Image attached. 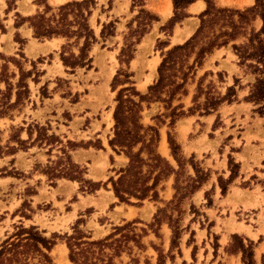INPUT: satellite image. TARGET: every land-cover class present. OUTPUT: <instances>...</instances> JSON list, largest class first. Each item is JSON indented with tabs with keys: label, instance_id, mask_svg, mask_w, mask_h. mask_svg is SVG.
<instances>
[{
	"label": "rangeland",
	"instance_id": "rangeland-1",
	"mask_svg": "<svg viewBox=\"0 0 264 264\" xmlns=\"http://www.w3.org/2000/svg\"><path fill=\"white\" fill-rule=\"evenodd\" d=\"M48 1L50 6L56 7V0ZM95 1L97 5L90 18V25L95 31L98 43L92 47L90 52V56L93 59L92 68L89 70L79 68L71 74L64 68V73H61V76H57L54 71V61L56 62V58L59 57L61 47V45L59 47L56 45L57 39L37 40L38 43H44L47 46V50L57 48V51H55L56 54L48 53L33 59L30 56L35 55L36 52L33 47L28 49L26 46L27 39L24 37L30 33L31 29L26 31L23 28L18 31L14 27L15 13H20L22 16H30L36 13L37 9L32 6L33 1L17 2V9L6 14V0H0V25L4 28V32L0 29V76L3 70L6 69L9 82L13 85L16 84L19 77V69L11 61V58L18 62L24 72L32 70L33 62L36 68L34 72H39L41 75L37 84L32 81L34 76L27 79L30 91L29 99L25 100L23 106L11 113L13 118L0 119V145L6 146L11 135L20 127L26 129L29 124L33 123L49 128V134L57 136L63 144L70 141L72 144L79 146V148L70 151L72 160L87 168V174L84 177L86 180L96 183L101 182L102 184L99 192L91 195L80 192V185L77 182L70 184L61 179L56 181V185L52 186L47 181L46 176L40 172L48 165L49 157L46 154V149L38 150L34 146V149L27 153L19 150L13 156H3L0 158V244L14 232L15 226L20 225V222L25 227L36 226L40 231H44L45 236L48 238L54 234L60 236L49 255L54 264H65L59 256L60 251H65L66 249L65 254L68 259L69 252L64 236L73 233V228L77 225L78 220L81 221L78 225L79 229L82 230L85 236L91 237L90 240L104 239L113 232L115 226L135 222L133 224L136 228L135 233L142 237L141 242L144 248L139 249L133 242H130L131 250H126L120 258H116L114 264H157L158 253L156 249L162 250L164 255L169 251L172 237L171 224V226L179 227L181 230L179 248L173 250V263L170 262L169 258H166L165 264H182L183 262H186V264H208L210 253L213 247L217 245L219 246L218 255L223 260L220 263L235 264L238 259L225 258L222 255V250L230 241L231 235L238 234L246 237L243 232H250L252 229L251 225L254 224L252 216L258 213L255 208L260 207V202L256 201V198H254L255 200L249 199L247 197L249 193L246 191L234 190L233 194L229 196L234 202L230 204L228 199L225 201L229 202L230 210L228 212L222 210L221 214L219 212L216 214L212 209L214 205V190L212 189L213 187L210 188V185L212 180L215 179L214 174L217 173L214 165H216V162L218 164L219 156L216 155L215 149L222 159H227L228 169V155L234 158L231 152L238 150L237 145L232 146L231 144H239L236 141V137L240 135L239 132L242 130H235V126V128L230 130L233 135H228L230 127L229 117H225L226 112L224 110H222L221 114L218 113L223 106L228 105L226 103L222 104L216 112L211 113L216 115L212 128L206 127V124L200 121H197L192 128H190L189 124L184 126L181 123L184 117L187 116H205L201 110L191 109L196 107L193 104V98L197 92V83L203 74L205 72L213 73L212 76H208L203 82L204 87L209 82H212L214 88L224 94L226 88L229 87L228 84L231 82L228 76L231 75L232 70L229 68V73L223 71L224 75H222V82H220L217 73L222 70L217 71L214 68V63L207 56L203 66L197 70L194 79L188 80L185 87L187 95L183 97L177 96L172 101L170 108L168 104L160 102H144L142 104L141 123L144 126L158 128L162 137L158 144V153L175 170L178 167L171 156L167 142L168 132L171 133L180 146L184 167L178 178L179 186H184L187 176L193 175L192 167L186 162L191 155L195 156L193 162L196 166L209 170V180L193 195L189 196L187 194L185 198H181V196L174 198L176 176L172 175L161 182L158 187L157 200L148 198L138 206L120 204L115 201L106 208L105 192L107 190L111 191V184L107 183V181L110 178H116V173L125 167L128 162L125 156L123 158L115 157L117 154L110 149L108 141L113 136L114 121L112 116L116 105L115 97L117 91L128 87L129 84H117L116 90L112 91L111 83L120 68L127 70L125 64H119L118 56L120 50L124 46L125 41L127 44L136 42L138 35L144 29L143 25L146 23L144 21L146 18L141 15L136 19L138 11L143 5L140 0L131 1V5H134V13L132 15L126 14L116 19H114L112 12H108L110 0ZM182 16V11H178L175 19H179ZM109 21L120 23L121 30L118 32L117 37L101 40L99 35L102 25L107 24ZM122 25H124V28ZM138 25L139 27H137ZM255 26L256 23L254 22L253 27ZM171 28L172 21L164 28L166 36L170 34ZM154 36L155 33L150 35L147 43L140 46V54L130 62L128 69V72L133 75L130 78V81L133 82V87L143 95L148 93V86L157 81V68L161 62L162 52L166 51L163 50L166 40L157 42L154 50L150 51ZM57 42L61 43L63 41L59 40ZM74 51L77 53L76 50ZM126 55L123 56V59L126 58ZM153 56L155 57L152 58ZM154 61L159 62L155 75L152 74V63ZM11 74H15L16 77L12 79ZM235 75L240 78L242 71L237 70ZM249 77L253 78L252 76ZM242 81L243 85L253 82ZM5 88V83L0 82V91H5ZM245 89L247 91V88ZM42 92L46 93L47 97L41 96ZM179 97L180 99L178 100ZM237 97L238 101L241 102L245 96L237 89ZM198 100L202 104L204 98L200 97ZM13 101L14 96L12 97ZM238 101L232 104H236ZM179 105L183 107L180 111H183L184 116L170 127L171 118L169 115L171 108ZM251 106V111L253 112L255 107ZM253 113L255 114L253 116L255 119L257 115L263 117L256 112ZM224 122L225 125H223ZM21 139H27L25 131L21 133ZM247 144H249L248 141ZM261 144H264V138ZM100 145L104 148L103 150L97 149ZM10 146L17 147V144L10 143ZM210 149L214 152L215 163H212L210 152L209 154L206 153ZM83 150L89 152V155H85L87 153ZM80 152L84 156L80 155ZM51 154L50 159L55 160V156L60 153L54 150ZM107 158L108 164L106 162ZM111 158L113 161H111ZM12 160L13 163L11 164ZM124 163H126L125 166L121 167ZM12 168L20 172L21 176L3 177L1 175L10 172ZM255 178L256 175L252 176L250 180L240 184L236 183V185L247 190L252 189V185L255 182L254 187L257 190L256 192H258L259 184L256 185ZM259 183L264 189V181L261 180ZM64 186L70 187L68 191L74 189V194L71 197L68 194L66 195L67 189ZM33 191L36 194H40V196L32 197L36 194L30 196ZM49 197L52 200L50 202L48 201ZM114 199L117 200L115 197ZM208 200H211L210 206L207 205ZM131 201L136 202L135 200ZM23 203L26 204L24 207H22ZM192 205L194 209L191 208ZM111 206L113 208H110ZM208 208L211 210L206 212L205 210ZM22 212L29 215L30 219H22L19 215ZM13 213L16 215L15 218ZM259 216L262 218L261 214ZM193 248H195L194 251ZM204 250L208 252V256L203 261L202 254ZM256 255L258 262L264 264V254L257 251ZM69 264H71L70 261Z\"/></svg>",
	"mask_w": 264,
	"mask_h": 264
},
{
	"label": "trees",
	"instance_id": "trees-1",
	"mask_svg": "<svg viewBox=\"0 0 264 264\" xmlns=\"http://www.w3.org/2000/svg\"><path fill=\"white\" fill-rule=\"evenodd\" d=\"M18 1L20 0H6V14L17 9L16 3ZM32 1L38 7L36 13L30 16L15 13V29L27 24L28 28L32 30V37L36 40H63L59 59L70 74L79 68L91 69L93 59L90 52L92 47L98 43L95 31L90 25V18L96 9V1L73 0L56 7L50 6L47 0ZM172 1L176 11L174 17L170 20L173 25L183 17L175 19L178 9L186 7L192 0ZM204 1L206 9L199 16L200 23L197 30L183 44L172 46L162 52L161 62L157 68L158 79L154 84L148 86L147 94L143 95L136 91L133 82L130 81L133 75L128 72L137 45L157 19L144 9L143 5L138 11L136 19L141 15L146 18L144 20L146 23L143 25L144 29L138 35L134 44H127L125 41L120 50L119 64H125L127 70L120 68L117 71L112 79L111 89L115 91L117 84H129V86L117 91L116 105L112 116L114 121L113 136L108 141V146L117 155L123 154L128 162L125 167L116 173V178L113 177L107 181L111 184V191L120 204L138 206L148 198L157 200L158 187L161 182L172 175L176 176L174 198L179 196L185 198L187 194L189 196L193 195L209 180V170L196 166L193 162L195 156L191 155L186 162L192 167L193 175L187 176L184 186H179L178 178L184 167L180 146L171 133L168 132L167 142L171 156L178 167L175 170L158 153L157 149L160 142L158 128L144 126L141 123V113L144 102L165 103L170 108L172 101L177 96H186L185 87L188 80L194 79L197 70L203 66L206 57L212 54L215 49L230 46L232 53L237 58V66L243 70L244 76H252L253 82L242 85L241 79L234 78V84L227 87L226 92L222 94L214 88L212 82H209L205 87L203 86L206 78L213 75L212 72H205L197 83V92L193 98V104L196 107L191 109L201 110L203 115L211 114L216 112L224 103L237 102V89L242 90L248 87V94L243 98V101L255 107L253 112L264 116V0H255V4L245 10L219 8L214 4V0ZM111 5L112 1L110 0L108 10L111 9ZM130 10L133 12L134 5H131ZM257 19L261 20L259 30L253 27V23ZM116 22L109 21L107 24L102 25L99 35L101 40L115 36ZM0 29L4 32L1 25ZM125 55L126 58L123 59ZM11 61L18 67L19 77L16 84L13 85L9 82L6 69L3 70L0 76V82H4L6 85L5 91H0V119L13 118L11 113L23 106L25 100L29 99L30 91L27 79L34 76L32 81L37 84L39 82L38 78L41 76L39 72H34L36 68L33 62L32 70L24 72L15 59L11 58ZM222 75H224L223 72L217 73L220 82H222ZM15 77V74H11L12 79ZM46 95L42 92L41 96L47 97ZM13 96L14 101L12 102ZM200 97L204 98L202 104L198 100ZM182 108L181 105L171 108L169 115L171 118L170 127L184 116L183 111H180ZM12 129L14 128L12 127ZM49 130V128L33 123L29 124L26 129L23 127L16 129L7 145H0V158L5 155L13 156L19 150L26 152L34 146L38 149H46V154L49 157L48 165L40 172L46 176L47 181L52 186L56 185L57 180L65 179L77 182L80 185L79 191L82 193L91 195L99 191L102 188L101 182L96 183L86 180L84 177L87 174V168L72 160L70 151L79 148V146L72 144L70 141L63 144L57 136L49 134ZM24 131L27 135L26 140L21 139V133ZM10 143L17 144V147L10 146ZM97 149L103 150L104 148L100 145ZM54 150L60 154L55 156V160H51V153ZM111 161H113L112 158ZM228 170L230 175L227 180L218 177V186L223 196L226 195L229 185L237 178L239 172V164L230 155H228ZM1 175L3 177H17L21 176V173L12 168L10 172ZM34 194H36L35 191L30 193V196ZM131 200L136 202L134 203ZM25 205L23 203L22 207ZM207 205H211V200H208ZM110 208H113V206ZM191 208L194 209V206L192 205ZM28 211L30 210L28 209ZM19 215L21 218L30 219V216L23 212ZM13 216H15V213H13ZM79 222L81 221H77L71 235L64 236L69 252L68 259L71 264H114L116 258H120L126 250H131L130 242H133L139 249L144 248L141 242L142 237L135 233L136 228L133 226L135 222L115 226L113 232L101 240H90L91 237L85 236L82 230L79 229ZM170 227L172 237L169 251L164 255L162 250L156 249L158 253L157 264H165L166 258H169L170 262L173 263V250L179 248L181 230L179 227L171 226V224ZM14 229V232L0 244V264H54L49 254L60 236L54 234L48 238L45 236V232L40 231L36 226L25 227L22 223L15 226ZM218 247V245L213 247L215 257ZM256 247L257 243L254 241L233 234L230 236V241L224 248V252L228 255H239L242 264H256ZM182 264H186V262Z\"/></svg>",
	"mask_w": 264,
	"mask_h": 264
},
{
	"label": "crops",
	"instance_id": "crops-1",
	"mask_svg": "<svg viewBox=\"0 0 264 264\" xmlns=\"http://www.w3.org/2000/svg\"><path fill=\"white\" fill-rule=\"evenodd\" d=\"M20 1H30V0H20ZM69 1H73V0H64L63 2L57 3L55 5L56 6L62 5L63 3H66ZM131 1L132 0H112L111 9L108 12H112V14L114 15V19L122 15H126V14L132 15L134 11L131 12L130 10ZM142 1H143V8L149 11L151 14H153L157 19L152 23L149 29V32L146 35H144V37H142L140 43L137 45L134 59H136L138 55L140 54L139 52L140 46L143 45L144 43H147L149 41L150 35L154 33H155V36L151 42L150 51H153L155 48L154 47L155 44L157 42H161L162 40H166V45L163 47V50H168L172 46L183 44L197 30L199 23H200L199 16L206 9V3L204 0H192V2L188 4L186 7L179 8L178 11H182L183 17L179 22L173 23L170 34L166 36L165 34L166 31L164 28L170 22V20L174 17L176 13L174 6H173V1L172 0H142ZM47 2L48 4H50L48 0ZM214 4L219 8L245 10L249 7H252L255 4V0H214ZM32 6L38 9L36 5L32 4ZM255 23H256V26L254 28L256 30H259L261 27V20L257 19ZM115 24H116L115 26L116 32H115L114 37H117L118 32L121 30V28H120V23H115ZM122 27L124 28V25H122ZM23 28L26 31L29 30L27 24L22 25L17 30L19 31L20 29H23ZM188 33H190V35L187 36ZM24 37L25 39H27L26 46L28 47V49L30 47H33L34 51L36 52L35 55L30 56L31 58L35 59V58H38L40 55L43 56L48 53L56 54L55 51H57V48H52L50 50H47V46H45L44 43H38L36 39L32 38L31 30H30V33ZM114 37H111V38H114ZM59 40L63 41L61 39L56 40L55 43L58 47L62 45L63 43V42L61 43L57 42ZM43 50H46V51H43ZM154 57L155 56H153L152 58ZM158 58L160 59V57ZM207 58L210 59L214 63V68L217 71L222 70L221 72L224 71V72L229 73V68L232 70L231 75L228 76V78H230L231 80V82L228 84L229 86H232L234 84V77L235 78L238 77L235 75V72L237 70L242 71V75L239 78L241 79V84L243 82L242 80H246L250 82L253 81V78H250L249 76H244L243 70L237 66L236 64L237 58L232 53V49L230 46L223 47L220 49H215L213 53L210 54ZM234 59H235V62H234ZM54 67H55L54 68L55 75L61 76V73H64L63 72L64 67L61 61L59 60V57L56 58V62L54 61ZM245 90L246 89H242L238 91H241L243 96H247L249 88L247 87V91ZM251 105L252 104L247 103L242 100L241 102L238 101V103L236 104H228L226 106H223L218 111V113L221 114L222 110H224L226 112L225 117L226 118L229 117L230 127H229L228 135H233V133L230 130L235 128V126H236L235 130H242L241 132H239L240 135L236 137V141H238L239 144H234V143L231 144L232 146H235V145L238 146V150L235 152H231V154L234 157L233 158L234 161L239 164V172H238L237 178L229 185V189L226 195L223 196L221 194V190L219 186L217 185V180H218V177H222L224 180H227L230 175V171L227 169V159L226 158L222 159L221 155L215 149L216 155L219 156V158L217 160L218 164L216 162V165H214L217 173L214 174L215 179L212 180L210 188L213 187L212 189L214 190V200H213L214 205L212 206V209L215 211L216 214L218 212L221 214L222 210L226 212L230 210V207H229L230 205L228 204L229 202H225V201L228 199V201H230V204L234 202V200L232 201L229 198V196L233 194L234 190L246 191L247 193H249L247 194V197L249 199L255 200L254 198H256V201L260 202V207L255 208V211L258 213H255L252 216V219L254 221V224L251 225L252 229L250 230L249 233L243 232V234L248 239L257 243V247L255 250V259H256V264H260V262H258L256 252L260 251V253L264 254V189L261 187L259 183L261 180L264 181V144H261L264 138V116L259 117L257 115V118L255 119L253 117L255 114L251 111V108H252ZM215 119H216L215 114H208L205 116H198V117H194L192 115V116L184 117L181 123H183L184 126H187L189 124L190 128H192L193 125L197 121H200L202 123H205L206 127L212 128L215 122ZM223 125H225V122L223 123ZM220 130H223V129H220ZM161 139L162 137L160 136V141ZM247 141L249 142V144H247ZM32 149H34V147L28 149L24 153H27L28 151ZM209 152L212 156L211 157L212 163H215L216 159L213 156L214 152L210 149L206 153L209 154ZM85 153H87L85 155H89V152H85ZM80 155L84 156V154H81V152H80ZM115 157L123 158L124 155H115ZM106 162L108 164V158ZM125 164L126 163H124L121 167L125 166ZM257 169L259 170L257 171ZM254 175H256V178H255L257 182L256 185L259 184L258 192H256L257 190L254 187L255 182L252 185L253 186L252 189H247V190L236 185V183L240 184L241 182H246L250 180L251 177ZM62 181L66 183H70V184L72 183L64 179H62ZM64 188L67 189L66 195L68 194L69 197H71L72 194H74V189L72 191H68L70 190L69 186H64ZM105 193H106L105 206L107 208L109 204H112L117 200L114 199V195L112 191L107 190ZM39 196L40 194H36L32 197H39ZM48 201L49 202L52 201L51 197H49ZM259 209H260V212H259ZM209 210L211 209L208 208L205 211L207 212ZM260 214L262 218H260L259 216ZM15 216L13 217L15 218ZM233 233H235V231H233ZM222 255L227 259H230V258L238 259L236 260L235 264H242L239 255L237 256L228 255L224 252V250H222ZM207 256H208V252L204 250L202 254V260L204 261L205 257L207 259ZM218 257H219L218 251L215 257L214 250L212 249L208 264H222L220 263V261H223L222 258L221 257L218 258Z\"/></svg>",
	"mask_w": 264,
	"mask_h": 264
},
{
	"label": "bare ground",
	"instance_id": "bare-ground-1",
	"mask_svg": "<svg viewBox=\"0 0 264 264\" xmlns=\"http://www.w3.org/2000/svg\"><path fill=\"white\" fill-rule=\"evenodd\" d=\"M64 0H56V3H60V2H63ZM188 35H190V33H188L187 34V36ZM181 41V40H180ZM158 64H159V62H157V61H154L153 63H152V74H156V68H157V66H158ZM65 251H66V249H65ZM65 251H60L59 253H60V259H61V261L62 262H65V264H69V261H68V259L66 258V254H65ZM55 253V252H54Z\"/></svg>",
	"mask_w": 264,
	"mask_h": 264
}]
</instances>
